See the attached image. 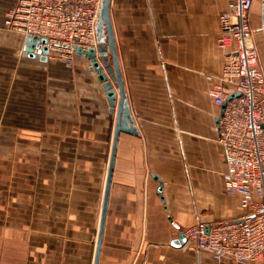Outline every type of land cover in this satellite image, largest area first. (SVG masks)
Masks as SVG:
<instances>
[{
  "label": "crops",
  "instance_id": "crops-1",
  "mask_svg": "<svg viewBox=\"0 0 264 264\" xmlns=\"http://www.w3.org/2000/svg\"><path fill=\"white\" fill-rule=\"evenodd\" d=\"M226 8L227 0H111L139 136L119 139L99 264H236L180 240L196 223L244 213L224 188L222 106L208 95L207 76L225 61L217 39ZM261 15L264 34L263 0ZM76 62L25 54L0 76V264L95 262L116 109L87 57Z\"/></svg>",
  "mask_w": 264,
  "mask_h": 264
},
{
  "label": "built area",
  "instance_id": "built-area-1",
  "mask_svg": "<svg viewBox=\"0 0 264 264\" xmlns=\"http://www.w3.org/2000/svg\"><path fill=\"white\" fill-rule=\"evenodd\" d=\"M102 0H16L4 15V27L26 38L46 39L47 60L76 62L75 45L97 46L96 23ZM254 0H227L219 16L217 39L225 61L212 82L210 99L225 106L217 125V142L225 156L223 183L239 196L242 216L212 226L196 223L184 231L216 261L264 264V69L254 45L251 11ZM238 94V95H237Z\"/></svg>",
  "mask_w": 264,
  "mask_h": 264
},
{
  "label": "water",
  "instance_id": "water-1",
  "mask_svg": "<svg viewBox=\"0 0 264 264\" xmlns=\"http://www.w3.org/2000/svg\"><path fill=\"white\" fill-rule=\"evenodd\" d=\"M111 0H102L99 9L98 20L96 23V39L97 46L88 50H84L81 46L75 45L74 49L78 56L87 57L90 61V70L97 73L99 82L105 92L108 100L110 111L113 113L116 109L115 133L113 138V146L111 152V160L109 165V172L105 187V194L102 208V218L97 240V248L95 254L94 264L100 263L101 249L103 244V236L105 230L106 217L108 212L109 197L111 190L112 175L117 155V146L121 134L131 136H139L134 118L130 111L125 83L122 71L119 64V57L117 53L115 37L113 33V26L110 16ZM263 30H264V0H263ZM42 43H46V39L38 38L35 36H27L24 41L23 51L29 58H40L42 61H47L48 48H43L42 56H39L36 50L39 49ZM238 95V94H237ZM225 106H222L221 113L218 117L222 116ZM162 186L158 188V193L161 195ZM180 240L185 242L184 232L180 235ZM131 259V258H130ZM126 264H130V260Z\"/></svg>",
  "mask_w": 264,
  "mask_h": 264
},
{
  "label": "rangeland",
  "instance_id": "rangeland-1",
  "mask_svg": "<svg viewBox=\"0 0 264 264\" xmlns=\"http://www.w3.org/2000/svg\"><path fill=\"white\" fill-rule=\"evenodd\" d=\"M11 1L12 0H0V76L11 75L12 63L19 57L21 59L25 58V51H23L24 44L21 34L9 31L4 27V15ZM254 9L255 14L252 19L254 45L259 51L260 61L264 68V34L262 31L261 15L262 0L255 1Z\"/></svg>",
  "mask_w": 264,
  "mask_h": 264
}]
</instances>
